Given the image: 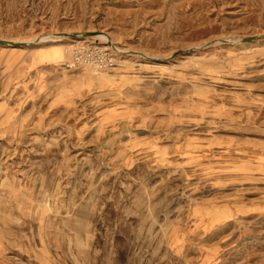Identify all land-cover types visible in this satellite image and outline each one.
I'll return each mask as SVG.
<instances>
[{
	"label": "rangeland",
	"instance_id": "374dc122",
	"mask_svg": "<svg viewBox=\"0 0 264 264\" xmlns=\"http://www.w3.org/2000/svg\"><path fill=\"white\" fill-rule=\"evenodd\" d=\"M1 103L0 264H264V0H0Z\"/></svg>",
	"mask_w": 264,
	"mask_h": 264
},
{
	"label": "built area",
	"instance_id": "2783aa9c",
	"mask_svg": "<svg viewBox=\"0 0 264 264\" xmlns=\"http://www.w3.org/2000/svg\"><path fill=\"white\" fill-rule=\"evenodd\" d=\"M75 43L71 51V59L65 63L68 68L108 70L117 65V56L112 47H104L87 39L78 40Z\"/></svg>",
	"mask_w": 264,
	"mask_h": 264
},
{
	"label": "crops",
	"instance_id": "0c3cea01",
	"mask_svg": "<svg viewBox=\"0 0 264 264\" xmlns=\"http://www.w3.org/2000/svg\"><path fill=\"white\" fill-rule=\"evenodd\" d=\"M32 52H33V50H32ZM24 62H26V63H30V64H36V65H38V64H42L41 62H34L33 61V56H31L30 58H26L25 60H24ZM47 63V62H46ZM43 65H45V63L43 64ZM7 108H5L4 107V104L3 103H1L0 104V120L2 121V127H3V129L5 130L4 132L5 133H7V128H10V126H12V124H8L7 122H9V120H8V117H7Z\"/></svg>",
	"mask_w": 264,
	"mask_h": 264
},
{
	"label": "bare ground",
	"instance_id": "6f19581e",
	"mask_svg": "<svg viewBox=\"0 0 264 264\" xmlns=\"http://www.w3.org/2000/svg\"><path fill=\"white\" fill-rule=\"evenodd\" d=\"M93 36H97V37H100V38H104V39H106V37H104V36H102L101 34L100 35H96V33H93L92 34ZM80 36H83L82 34L80 35ZM57 38V40H61L62 39V35L61 36H57L56 37ZM47 40V39H46ZM41 42V41H40ZM43 42V41H42ZM45 42V41H44ZM48 42V41H47ZM106 43V42H105ZM110 43V42H109ZM107 43L110 47H112L115 51H118L119 49H117V48H115V46H112V45H110V44H112V43ZM13 44L14 45H17L15 42H13ZM119 52V51H118ZM121 52V51H120ZM63 52L62 51H60V50H58V51H53V53H52V56H59L60 54H62Z\"/></svg>",
	"mask_w": 264,
	"mask_h": 264
}]
</instances>
